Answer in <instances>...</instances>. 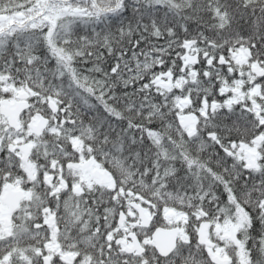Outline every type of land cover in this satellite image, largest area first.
Wrapping results in <instances>:
<instances>
[{"label":"snow or ice","instance_id":"snow-or-ice-1","mask_svg":"<svg viewBox=\"0 0 264 264\" xmlns=\"http://www.w3.org/2000/svg\"><path fill=\"white\" fill-rule=\"evenodd\" d=\"M0 264H264V0H0Z\"/></svg>","mask_w":264,"mask_h":264}]
</instances>
